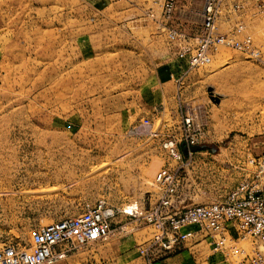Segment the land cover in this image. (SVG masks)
I'll list each match as a JSON object with an SVG mask.
<instances>
[{"label": "rangeland", "instance_id": "1", "mask_svg": "<svg viewBox=\"0 0 264 264\" xmlns=\"http://www.w3.org/2000/svg\"><path fill=\"white\" fill-rule=\"evenodd\" d=\"M200 1L259 56L218 45L187 68L166 0H0V247L29 246L34 228L104 201L117 210L105 240L45 264H82L75 252L151 264L154 251L142 250L160 230L140 213L159 197V170L177 164L163 143L182 138L187 114L207 147L180 163L183 204L222 200L253 178L264 152V0ZM222 250L225 263L244 264L264 244L232 225Z\"/></svg>", "mask_w": 264, "mask_h": 264}, {"label": "built area", "instance_id": "2", "mask_svg": "<svg viewBox=\"0 0 264 264\" xmlns=\"http://www.w3.org/2000/svg\"><path fill=\"white\" fill-rule=\"evenodd\" d=\"M175 3L176 0H166L168 16L173 12ZM215 16L212 4L205 7L204 31L190 56L192 66L210 62L211 52L218 45L240 49L253 57L259 56L260 52L251 40L241 42L220 33L216 28ZM176 36L172 30L170 38L175 39ZM183 132L182 138H171L163 143L168 156L177 164L159 170L156 176L159 197L152 206L140 213L142 218L160 230L142 252L148 257L160 247L163 253L170 252L198 231L210 238L216 250H222L226 232L232 225L264 244V152L253 160L257 166L253 178L239 183L224 199L186 205L180 199L184 191L181 164H184L185 154L192 157L198 152L191 147L199 144L192 117L188 114L184 117ZM182 147H186L188 152L184 154ZM116 213L115 208L101 201L77 216L34 228L29 246L6 242L0 247V264H45L63 259L81 246L105 239L111 232ZM192 226L196 229L193 230ZM244 264H264V253L257 251L247 255Z\"/></svg>", "mask_w": 264, "mask_h": 264}, {"label": "crops", "instance_id": "3", "mask_svg": "<svg viewBox=\"0 0 264 264\" xmlns=\"http://www.w3.org/2000/svg\"><path fill=\"white\" fill-rule=\"evenodd\" d=\"M168 18L170 20L167 21V24H170L169 26L171 28H175L177 31L176 32L174 30L177 34L176 37L178 38V33H181L184 36L183 41L185 43V46H180L182 48L178 52V55L179 58L182 59V62H184L186 66L188 65V68L191 65L190 56L195 51V48L198 45L197 40L199 38L196 37L204 29L205 2H202L200 0H176L174 10L171 15L168 16ZM223 18L228 19L227 16L220 15L218 20H221ZM217 30L220 32L219 28ZM188 51L190 53H187ZM182 149L184 152L183 147ZM185 157H187L186 154ZM192 229L195 230L196 227L192 226ZM196 234L202 235L200 231H198ZM197 236L198 235H196L195 237ZM203 236L205 235L203 234ZM203 236L198 238L194 237L195 239L190 237L185 240L181 246H178L174 250L167 253H163L161 251V247L158 248L153 252L154 261L151 262V264H195L196 262H199V260L203 259L202 253L207 251V247L212 244L208 236ZM103 240L105 239L93 242V244L101 242ZM76 259L77 261L82 260V264H98L97 262L101 260V257H99L96 252H75L74 260ZM83 259H85V261ZM207 259L209 264H228L225 263L228 258L226 257V253H224L223 250H220V252H218L213 249V252L207 257ZM116 260H118V264H127L126 256L125 258H123L122 255L112 258L113 263L110 264H115ZM144 264L147 263L145 262Z\"/></svg>", "mask_w": 264, "mask_h": 264}, {"label": "water", "instance_id": "4", "mask_svg": "<svg viewBox=\"0 0 264 264\" xmlns=\"http://www.w3.org/2000/svg\"><path fill=\"white\" fill-rule=\"evenodd\" d=\"M206 147H207L206 145L198 144V145L192 146L191 149L194 150V151H198V150H202V149H204ZM183 148H184V152L187 153L188 149L186 147H183Z\"/></svg>", "mask_w": 264, "mask_h": 264}]
</instances>
